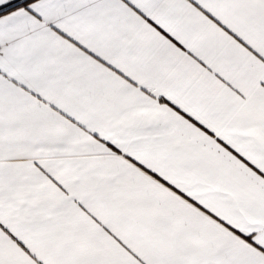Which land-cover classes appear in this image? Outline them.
<instances>
[{
    "label": "snow or ice",
    "instance_id": "1",
    "mask_svg": "<svg viewBox=\"0 0 264 264\" xmlns=\"http://www.w3.org/2000/svg\"><path fill=\"white\" fill-rule=\"evenodd\" d=\"M0 264H264V0H0Z\"/></svg>",
    "mask_w": 264,
    "mask_h": 264
}]
</instances>
